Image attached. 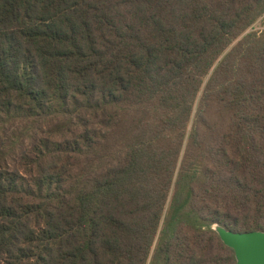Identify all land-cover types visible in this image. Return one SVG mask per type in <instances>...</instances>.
Segmentation results:
<instances>
[{
	"label": "trees",
	"instance_id": "16d2710c",
	"mask_svg": "<svg viewBox=\"0 0 264 264\" xmlns=\"http://www.w3.org/2000/svg\"><path fill=\"white\" fill-rule=\"evenodd\" d=\"M214 226L264 232V0H0V264H236Z\"/></svg>",
	"mask_w": 264,
	"mask_h": 264
},
{
	"label": "water",
	"instance_id": "95a60500",
	"mask_svg": "<svg viewBox=\"0 0 264 264\" xmlns=\"http://www.w3.org/2000/svg\"><path fill=\"white\" fill-rule=\"evenodd\" d=\"M214 230L233 250L236 264H264V232L234 233L220 227Z\"/></svg>",
	"mask_w": 264,
	"mask_h": 264
},
{
	"label": "rangeland",
	"instance_id": "374dc122",
	"mask_svg": "<svg viewBox=\"0 0 264 264\" xmlns=\"http://www.w3.org/2000/svg\"><path fill=\"white\" fill-rule=\"evenodd\" d=\"M254 30H259V29H262V23L261 22H258L255 24V26L253 27ZM216 227V226H214Z\"/></svg>",
	"mask_w": 264,
	"mask_h": 264
}]
</instances>
